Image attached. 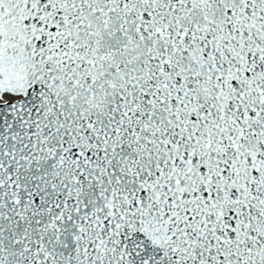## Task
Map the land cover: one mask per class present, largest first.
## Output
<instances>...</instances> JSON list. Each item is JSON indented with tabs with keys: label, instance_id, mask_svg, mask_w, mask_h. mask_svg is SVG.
Returning <instances> with one entry per match:
<instances>
[{
	"label": "snow or ice",
	"instance_id": "snow-or-ice-1",
	"mask_svg": "<svg viewBox=\"0 0 264 264\" xmlns=\"http://www.w3.org/2000/svg\"><path fill=\"white\" fill-rule=\"evenodd\" d=\"M0 264H264V0H0Z\"/></svg>",
	"mask_w": 264,
	"mask_h": 264
}]
</instances>
